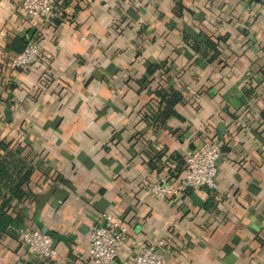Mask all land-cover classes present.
Segmentation results:
<instances>
[{"label": "crops", "instance_id": "obj_1", "mask_svg": "<svg viewBox=\"0 0 264 264\" xmlns=\"http://www.w3.org/2000/svg\"><path fill=\"white\" fill-rule=\"evenodd\" d=\"M54 11L42 21L0 0V140L32 166L0 264H88L103 212L163 240L166 264H264L261 0H57ZM33 32L37 60L11 69L13 42ZM164 91L181 100L160 124ZM205 140L222 153L217 189L153 197V182L179 184L184 153ZM21 227L50 234L57 255L32 251ZM132 259L124 246L104 264Z\"/></svg>", "mask_w": 264, "mask_h": 264}, {"label": "built area", "instance_id": "obj_2", "mask_svg": "<svg viewBox=\"0 0 264 264\" xmlns=\"http://www.w3.org/2000/svg\"><path fill=\"white\" fill-rule=\"evenodd\" d=\"M57 0H18V5L24 16L48 21L55 16L54 4ZM264 4V0H261ZM39 34H25L26 45L10 60L11 69H23L38 58ZM218 144L205 140L195 148L184 153L185 169L176 186L171 185L167 178L153 182L150 194L158 199L178 197L188 188L202 187L216 190L217 160L221 155ZM21 240L42 258L57 255L52 236L37 228H19ZM90 260L88 264H104L118 256L121 247H126L133 255L128 264H166L167 245L163 240L147 242L129 233L128 226L120 215L111 212L100 214L98 221L88 228ZM164 246V249L162 248ZM164 251H163V250Z\"/></svg>", "mask_w": 264, "mask_h": 264}, {"label": "trees", "instance_id": "obj_3", "mask_svg": "<svg viewBox=\"0 0 264 264\" xmlns=\"http://www.w3.org/2000/svg\"><path fill=\"white\" fill-rule=\"evenodd\" d=\"M204 43L206 48L213 51L210 59L214 58L218 54L216 42L206 39ZM25 45V37L16 38L12 45L14 53L23 50ZM149 70L153 71L152 69ZM159 96L164 106L156 120L163 124L170 117L177 115L174 106L181 100V94L178 91H164L159 92ZM31 171L32 166L21 154V151L10 149L9 144L0 140V231H7V228L15 226L21 220L22 217L19 213L12 217L9 210L12 207L11 202L13 200L21 201L29 194L28 184Z\"/></svg>", "mask_w": 264, "mask_h": 264}, {"label": "water", "instance_id": "obj_4", "mask_svg": "<svg viewBox=\"0 0 264 264\" xmlns=\"http://www.w3.org/2000/svg\"><path fill=\"white\" fill-rule=\"evenodd\" d=\"M218 130L220 131V135H222V132H223V126H222V124H220Z\"/></svg>", "mask_w": 264, "mask_h": 264}]
</instances>
